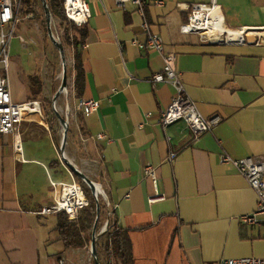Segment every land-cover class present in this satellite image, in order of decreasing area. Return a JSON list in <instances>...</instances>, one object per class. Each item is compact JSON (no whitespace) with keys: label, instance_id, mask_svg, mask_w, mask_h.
I'll use <instances>...</instances> for the list:
<instances>
[{"label":"crops","instance_id":"1","mask_svg":"<svg viewBox=\"0 0 264 264\" xmlns=\"http://www.w3.org/2000/svg\"><path fill=\"white\" fill-rule=\"evenodd\" d=\"M86 1L85 87L77 97L73 69L74 95L60 101L69 126L65 155L97 185L112 211L110 222L128 233L133 264L264 258V217L257 226L242 222L257 209V195L233 166L221 164L223 156L264 159V0H218L227 28L249 31L246 44L182 33L193 7L211 0H146L145 17L134 5L120 8L117 0ZM145 23L176 53L200 113L222 117L212 132L196 139L183 122L168 128L160 123L175 90L152 82L165 63L135 44L147 40ZM34 62L24 60L28 74L15 62L8 69L13 101L36 102L38 110L26 114L17 133L0 135V264H75L80 256L91 264L87 246L66 249L59 215H37L55 203L54 184L71 183L76 175L59 161L65 127L50 113L48 79L31 76ZM80 100L98 101L100 109L86 116ZM170 153L178 156L174 163ZM149 165L164 201L150 202L155 189L146 175Z\"/></svg>","mask_w":264,"mask_h":264},{"label":"built area","instance_id":"2","mask_svg":"<svg viewBox=\"0 0 264 264\" xmlns=\"http://www.w3.org/2000/svg\"><path fill=\"white\" fill-rule=\"evenodd\" d=\"M117 4L122 9H125L129 4L134 5L139 8L141 15L145 17L144 7L146 0H117ZM157 4L162 5L163 3L159 2ZM63 8L68 21L79 28H83L91 20V12L86 0H63ZM18 10L17 0H0V64L4 68V73L0 75V135L17 133L26 114L38 110V103L36 102L17 104L12 99L8 69L11 41L19 22ZM221 18V6L218 0H211L210 3L195 5L187 23L182 27V33L199 34L203 40L218 44H246V36L249 31L230 30L225 24H221ZM144 28L147 32V40L143 43L135 42V44L141 50L158 53L165 63L164 73L154 75L152 82L166 83L175 90V96L171 105L161 114L160 123L165 128H168L179 122H183L191 130L196 139L212 132L221 123L222 117L219 115L204 117L200 113L197 105L186 92L177 67L176 53L166 50L161 36L152 32L147 23H145ZM229 31L233 34H230ZM234 33H241V39L236 38L237 36L235 37ZM78 109L84 115L91 116L100 109V103L94 100H80ZM177 157L176 153H170L168 162L174 163ZM221 164L233 166L256 193L258 198L257 209L251 215L243 217L242 222L248 226L259 225L261 222L260 218L264 217V159L247 158L234 160L229 156H223ZM146 175L152 181L155 189L150 202L164 201L165 196L161 194L159 189L156 169L149 165L146 168ZM54 186L59 187L55 203L43 207L38 211L37 215L49 217L65 213L71 221H77L80 213L90 205V200L87 197L85 189L75 180L71 183L54 184ZM91 191L93 193L92 189ZM93 197L99 203L101 192L97 188V185ZM218 264H264V258L223 259Z\"/></svg>","mask_w":264,"mask_h":264},{"label":"rangeland","instance_id":"3","mask_svg":"<svg viewBox=\"0 0 264 264\" xmlns=\"http://www.w3.org/2000/svg\"><path fill=\"white\" fill-rule=\"evenodd\" d=\"M22 1L23 0H17L18 9H19L18 10L19 22L16 26L15 33L13 35L11 42L10 62L12 63L15 62L19 67H22L24 69V71L22 70V73L25 74L29 73V69L26 68V65L24 64V60L29 59L32 60L33 62L35 61L34 63L38 64L34 73L33 74L31 73V76L38 75L39 77L38 79L40 81L42 79H46V80L48 79V83H46L50 86L47 91V93L49 94L48 104H50L49 108L51 115L56 116V112H55L56 110L60 113L61 97H66L67 99H70L74 95L73 94L74 62L72 60L73 49L71 48V45L67 43L68 42L67 38H65L67 34L65 30L69 26L67 25V23H63L61 20H59L54 16H51L50 25H49L42 0H31L32 5L36 8L37 16L33 15L32 13L27 15L23 14L25 9H27V6L25 7ZM49 26L53 32V36L55 40L63 45L64 57L67 64V74H68V88L63 94H61V96L55 102L56 110L54 108V97L56 96L57 92L60 90V87L63 82L64 64L60 49L57 47V45H55V43L53 42V40L49 35ZM23 28L27 29L28 31L27 34L25 31H22ZM73 33L74 32H71V35H75ZM7 34L9 35V33ZM21 37L24 39V42L23 39H21ZM43 58L45 59L44 61L45 63L43 62ZM58 158L60 163L63 166L67 167L63 161L61 151ZM68 181L69 180H67V182ZM75 181L79 182L86 190V194L90 200V204L93 201L97 205V209L98 206L100 208L99 218L97 216V220H96V221H98V219L100 220L99 225H97L96 227V237L98 241L99 238H101L102 235H104L102 233L104 232V229L106 228V225L109 222L108 221L109 217L108 215H106L107 211H109V208L105 206L106 203L105 201L102 200L101 197L99 198V205H98L97 201L93 197L91 188L85 181L79 180L78 178H75ZM100 203L104 207H106L107 211L101 209ZM95 226L96 225H94L91 232L92 240L91 242H89V245L87 246L88 249H86V252H88V255L90 256L91 264H94V262L96 263L92 253V241H93ZM91 256L93 258H91ZM80 257L76 258L75 264H89V262L86 263L82 259L83 257L82 258Z\"/></svg>","mask_w":264,"mask_h":264},{"label":"trees","instance_id":"4","mask_svg":"<svg viewBox=\"0 0 264 264\" xmlns=\"http://www.w3.org/2000/svg\"><path fill=\"white\" fill-rule=\"evenodd\" d=\"M46 1L51 15L69 26L65 30L67 32L65 38H67V43L71 45L74 52L75 91L77 97H80L85 87L86 74L83 63V46L86 41L84 27L79 28L68 21L63 8V0ZM22 3L25 7L27 6L23 14L32 13L37 16L36 8L32 5L31 0H23ZM71 32H74L75 35H71ZM76 178L82 180L77 176ZM100 206L102 210L107 211L101 203ZM106 215L109 217L108 230L99 238L96 244L99 263L115 264L114 262L117 261L121 264H133L132 245L128 233L117 223L110 222L113 218L112 211H107ZM97 216V205L93 201L88 208L80 213L77 221H71L65 213L58 216L59 226L57 231L66 249H81L89 245ZM99 222L100 220H98L97 225H99Z\"/></svg>","mask_w":264,"mask_h":264},{"label":"water","instance_id":"5","mask_svg":"<svg viewBox=\"0 0 264 264\" xmlns=\"http://www.w3.org/2000/svg\"><path fill=\"white\" fill-rule=\"evenodd\" d=\"M43 4H44V8H45V13L47 15L48 18V23L50 25V20H51V12L47 6V1L46 0H42ZM49 35L51 37V39L53 40V42L55 43V45H57V47L60 49L62 57H63V64H64V71H63V82L62 85L60 87V90L57 92L56 96L54 97V108H55V102L57 101V99L61 96V94H63L67 88H68V74H67V64H66V60L64 57V49H63V45L61 43H58L54 36H53V32L49 26ZM56 110V108H55ZM56 115L58 116V118L62 121L64 127H65V137H64V142L62 145V158L63 161L65 163V165L73 172V174H75L77 177H79L80 179H82L83 181H85L89 187L93 190V193H95L96 191V184L94 182H92L88 177H86L80 170L77 169V167H75V165H73L66 157L65 155V146H66V142H67V132H68V122L66 119L62 118V116L60 115V113L56 110ZM99 205V203H98ZM97 213H98V218H99V214H100V208L98 206L97 209ZM99 220V219H98ZM97 223L98 221H96V226L94 229V236H93V242H92V253H93V257L95 258L96 264H100L99 263V259H98V253H97V237H96V227H97Z\"/></svg>","mask_w":264,"mask_h":264},{"label":"bare ground","instance_id":"6","mask_svg":"<svg viewBox=\"0 0 264 264\" xmlns=\"http://www.w3.org/2000/svg\"><path fill=\"white\" fill-rule=\"evenodd\" d=\"M221 24H222V25L225 24L224 19H222V18H221ZM223 31H224V30H223ZM227 31H228V30H227ZM229 33H230V34H233V33H231L230 31H229ZM234 35H235V37L237 36L236 38H239V39H241V37H242L241 33H234ZM249 40H252V41H253L254 38L250 37ZM97 188H98V187H97ZM99 191H100V190H99Z\"/></svg>","mask_w":264,"mask_h":264}]
</instances>
